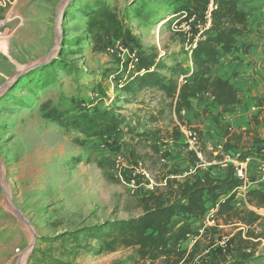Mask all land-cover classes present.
<instances>
[{"label":"rangeland","instance_id":"374dc122","mask_svg":"<svg viewBox=\"0 0 264 264\" xmlns=\"http://www.w3.org/2000/svg\"><path fill=\"white\" fill-rule=\"evenodd\" d=\"M176 1L50 0L37 6L47 18L45 24L29 21L25 25L31 17L26 13L9 23L8 32L0 37V264H161L142 261L129 248L106 252L98 237L77 234L75 238L73 232L141 213L144 191H132L115 175V154L131 165L139 164L154 188H163L170 170L178 169L180 174V169L193 164L189 158L195 151L181 134L175 142L161 139L175 126L180 133L194 127L202 159L212 163V167H198L201 161L195 160V172L209 170L222 179L223 174L215 169L228 162L210 146L221 140L223 144L226 129L244 128L237 125L238 119L222 115L229 108L206 104L198 109L196 105L175 114L157 87L125 89L132 77L127 61L134 50L143 62H164L166 67L160 72L166 78L183 81L187 76L193 40L174 28L177 14L185 11L176 10ZM249 1L264 9V0ZM101 2L116 9L132 28L135 40L92 39L91 12ZM243 9L249 15L251 10ZM21 17L24 24L19 27ZM40 59L46 62L35 66ZM223 73L224 79L237 74L229 68ZM97 109L113 110L123 120L114 131L83 145L77 129L61 125L52 115ZM250 128L264 135L263 126L246 124L244 130ZM242 145L240 152L263 158L262 144ZM163 152L168 155L163 157ZM231 190L230 183L224 184L217 190V200ZM196 226L190 227L196 228L193 231L201 228ZM220 228L235 232L236 227L221 224ZM218 245V241L209 246L201 240L188 264H264L259 252L264 251V240L246 257L234 252L227 261L218 259L214 250Z\"/></svg>","mask_w":264,"mask_h":264},{"label":"trees","instance_id":"16d2710c","mask_svg":"<svg viewBox=\"0 0 264 264\" xmlns=\"http://www.w3.org/2000/svg\"><path fill=\"white\" fill-rule=\"evenodd\" d=\"M213 1L216 7L213 11L211 27L192 47L190 56L192 68L187 69V76L185 75L183 81H179L178 78H166L160 72L166 67L161 60L157 62L139 60L125 89L133 85L139 88L155 86L170 100V106L175 114H180L182 110H191L194 100L203 103L207 99H212L218 106L226 108L239 104L240 99L236 88L213 69L219 64L223 53H230L237 49L238 40L249 35L248 15L243 7L250 10L259 7L250 4L249 0ZM208 3L209 0H177L176 10H185L189 13L198 12L203 10ZM91 13L92 39L95 41H111L115 38H122L125 41L135 40L132 28L109 4L104 2L96 4V8ZM240 45L243 52H246L252 44L242 41ZM52 113L53 119L61 125L75 128L83 135V139L79 142L80 145L88 139L103 137L114 131L123 120L121 115L113 110L97 109L92 113L71 115L60 112ZM251 122L255 126L260 125L257 116L253 117ZM193 129L195 130L194 127ZM230 130L226 129L224 133L225 141L221 145L224 151L242 149V144L249 141L252 145L253 143L262 144L263 147L259 149L264 150V135L256 130H251V128L239 131ZM198 132L201 135L200 130ZM155 134L159 135V132ZM180 134L179 127L175 126L171 133L160 137L162 140L177 141ZM157 138L160 139L159 136ZM154 146L156 147L155 144ZM241 153L242 155L248 154L244 151ZM162 155L166 157L168 152H163ZM195 157L194 153L189 159L193 160L192 158ZM182 172L181 169L180 174L178 169L170 170L164 178L163 188L144 191L139 201L142 210L140 214L127 219L106 220L102 223L84 226L73 232L75 238L78 237L77 234L95 236L101 240V247L106 252L129 248L140 260L160 261L161 264L190 263L195 247L203 239L208 241L209 246H212L223 237L226 238L224 246L218 245L214 249L221 261H227V256L234 252L241 251L244 258L249 255L247 253L254 251L259 246L260 239H264V216L258 214L253 208L264 207V190L261 188L248 190L247 205L237 207L233 204L235 198L233 194L217 202V190L226 183L230 185L234 183L233 177L230 178L229 172L232 174L230 167H228L229 174L222 179L212 177L210 171L186 176H183ZM180 175L183 178H179ZM206 203L207 205L218 203L213 215L214 224L204 230L201 237L195 241L193 249L182 250L179 247V241L194 231L188 221H184L181 227L173 231L170 228L173 216L180 213L185 219L201 218L207 210ZM221 224L232 225L236 228L243 226L247 230L237 229L235 232H225L220 228ZM257 226L260 227L258 232L255 231ZM171 233H173L172 237Z\"/></svg>","mask_w":264,"mask_h":264},{"label":"crops","instance_id":"0c3cea01","mask_svg":"<svg viewBox=\"0 0 264 264\" xmlns=\"http://www.w3.org/2000/svg\"><path fill=\"white\" fill-rule=\"evenodd\" d=\"M49 1L50 0H16L17 4L16 2L14 3L13 11L17 13L19 17L24 16L25 13L26 16L28 17L29 15L31 16L29 17L30 19L27 18L25 19V25H29V21H31L33 24H37L38 26L40 24L43 25L46 23L47 18L42 13H40L39 11L40 7L37 6L38 4L43 5L45 3H48ZM17 5L19 6V8ZM5 11L6 9L2 11V14ZM33 15H35V17H33ZM248 21H249V35L246 38L238 40L236 44L237 49H234L230 53H223L219 64L213 69V71L216 72L221 77H223L222 76L224 74L223 72L228 68L231 70L234 69V71L237 73L235 76L233 77L231 76L226 79L229 80V82L236 89L239 88V90L236 91L240 99V103L228 107L229 110L223 113L222 115L228 114L232 118L238 119L236 120V123L241 128L243 127L245 128L246 124L252 125L249 117H255V116H259L258 117L260 120L259 126L264 127V9L258 8L255 10H251L248 15ZM22 24H24V17L23 18L21 17V22L19 23V27ZM242 41H246L252 44L247 49L246 52H243L242 48L240 47ZM191 68H192V61L188 62V69L190 70ZM258 98H260L261 100H258ZM206 104L207 105L211 104L213 108L215 107L224 108L222 106H218L211 99H207V101H203V103H200L198 100H194L192 102V107L198 105V109H199L201 108V105L205 106ZM251 109L255 111H251ZM244 119L245 121H243ZM228 123L232 125V123L230 122ZM204 139L205 142H207L205 137ZM171 142H175V141H171ZM215 144L221 145L222 140L220 142H216ZM258 166H259L258 160L255 159L249 168L250 174L253 177H257L258 175ZM212 172H214V170H212ZM215 172L223 174L221 178H224L226 176V173H228V166L217 167L215 169ZM212 177H216V176H212ZM233 204L236 205L237 207L246 206L245 199L242 198L241 196H235L233 200ZM253 209L255 210V208ZM184 221L190 222L191 225H197L196 227L199 226L202 227L204 225L203 217L185 219L180 213H176L171 220L170 228L174 231L177 228L181 227ZM237 229H242L243 231L247 230V228H244L242 226L234 229V231ZM193 230H196V228H194ZM198 230L194 231L192 234H189L186 238L181 239L179 241V247L182 250L189 251L193 248L195 241L201 236ZM255 231L256 232L260 231V227L257 226ZM170 236L172 237L173 233H171ZM263 240L264 239H260V244ZM185 243L187 244L184 245ZM213 245H215V243ZM259 252L264 255V251L262 249H259ZM263 255L261 257V261L264 260ZM261 263L263 262H260L258 264Z\"/></svg>","mask_w":264,"mask_h":264},{"label":"built area","instance_id":"2783aa9c","mask_svg":"<svg viewBox=\"0 0 264 264\" xmlns=\"http://www.w3.org/2000/svg\"><path fill=\"white\" fill-rule=\"evenodd\" d=\"M16 0H0V37L4 36L8 32V25L16 17L17 13L13 11V6ZM215 3L213 0H209L207 6L198 12L189 13L186 11H181L177 14V18L174 22V28L176 31H184L186 36L192 37L193 43L192 47L195 45L196 41L203 37L207 31H209L213 18V11L215 10ZM6 11L2 14V11ZM140 58L137 51H132L130 53L129 59L127 61L128 69L131 73L135 69V65L139 62ZM184 143L188 145L189 148L195 151L197 159H193V164L185 168L182 172L183 176L188 174H193L195 172V160L201 161L198 165L201 167L210 166L211 162H206L202 159L201 152L198 148V139L196 130L192 126H189L188 130H183L181 133ZM210 149L216 152H221L223 155L224 162H228L227 166L232 170V177L234 180L233 185H231L232 190L228 196L231 194L235 196H241L246 202V193L252 188H261L264 190V150L262 149L260 154L263 155L262 159L258 160V175L253 177L250 174V166L254 162L255 158L251 154L242 155L239 150L232 152H227L222 149L221 145L210 146ZM195 157V158H196ZM221 163V162H220ZM113 167L115 175L132 191H151L154 189L155 183L151 178L148 177L147 173L144 171L139 164L127 162L121 154H115L113 159ZM203 170V169H202ZM209 171V170H205ZM203 170V172H205ZM146 178H144V177ZM144 180V181H143ZM219 202V200H217ZM218 203L208 204L206 203L207 210L203 217V226L199 229V233L202 234L204 229L208 227L211 223L214 224L213 215L216 212ZM257 213L264 216V207L256 209ZM226 238L223 237L219 242L220 246L225 245Z\"/></svg>","mask_w":264,"mask_h":264},{"label":"water","instance_id":"95a60500","mask_svg":"<svg viewBox=\"0 0 264 264\" xmlns=\"http://www.w3.org/2000/svg\"><path fill=\"white\" fill-rule=\"evenodd\" d=\"M46 62L45 59H40L36 62L35 66H38V65H41V64H44Z\"/></svg>","mask_w":264,"mask_h":264},{"label":"bare ground","instance_id":"6f19581e","mask_svg":"<svg viewBox=\"0 0 264 264\" xmlns=\"http://www.w3.org/2000/svg\"><path fill=\"white\" fill-rule=\"evenodd\" d=\"M58 29H59V24H58ZM8 195H9V193H8Z\"/></svg>","mask_w":264,"mask_h":264}]
</instances>
